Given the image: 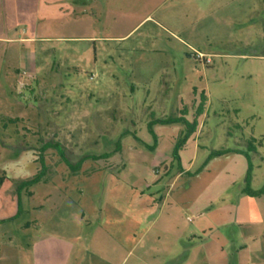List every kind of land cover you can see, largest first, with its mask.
Instances as JSON below:
<instances>
[{
  "label": "rangeland",
  "instance_id": "1",
  "mask_svg": "<svg viewBox=\"0 0 264 264\" xmlns=\"http://www.w3.org/2000/svg\"><path fill=\"white\" fill-rule=\"evenodd\" d=\"M75 9L74 16L64 9L62 17L46 11L35 26L36 36L49 38L36 44V71H24L21 65L19 74L0 73V104L14 102L28 113L27 119L17 120L0 115V216L17 210L19 224L34 223L40 207H51L47 195L67 191L76 200L84 193V203L98 207L105 185L90 198L94 184L83 174L64 181L74 172L62 155L76 163L111 152L118 142L123 152L110 162H126L130 169L134 155L140 162L162 160L160 167L145 170L165 191L173 178L166 176V166L174 173L179 168L173 149L185 126L155 125L154 150L138 143L134 134L152 145L148 123L179 116L182 102L189 103L192 121L194 90L198 99L205 92L208 102L198 117L197 136L188 139L184 163L194 158V140L203 150L175 189L197 184L212 151H248L249 143L256 148L250 153L254 184H264V0H88ZM30 19L27 15L23 27L32 32ZM6 60L7 65L16 62L14 57ZM239 157L246 163L245 156ZM41 158L49 182L35 184L19 197L17 179L39 171ZM92 166L99 163H84V169ZM113 170L122 172L117 166Z\"/></svg>",
  "mask_w": 264,
  "mask_h": 264
},
{
  "label": "crops",
  "instance_id": "2",
  "mask_svg": "<svg viewBox=\"0 0 264 264\" xmlns=\"http://www.w3.org/2000/svg\"><path fill=\"white\" fill-rule=\"evenodd\" d=\"M66 1L64 5L57 0H0V73L19 74L21 65L24 71L37 70L36 44L49 40L39 38L35 32L43 14L47 11L51 16L62 17L66 9L74 16L75 7L88 2ZM27 15L35 23L32 32L24 28L28 25ZM7 57H14L15 64L7 65ZM22 81L18 83L29 86ZM193 94L191 104L195 112L199 99L195 90ZM188 104L182 102L177 112L180 116L186 111L185 118L190 120ZM0 115L8 120L28 117L27 108L14 102L0 104ZM197 134L198 129L193 135ZM194 141V158L188 165L183 161V153L189 140L181 152L182 168L174 173L166 166V176L173 174V178L165 191L158 189L160 181L156 184L149 179L145 170L160 167L162 160L140 162L134 155L130 169L126 162L115 165L122 168L116 174L115 163L110 159L122 154V145L109 159L94 161L99 163L98 168L84 169V163L89 161L86 160L79 171L62 179L83 174L94 184L90 198L104 184L99 206L86 205L81 197L84 193L76 200L67 191L47 195L51 207H40L34 223L19 224L21 211L17 210L1 215L0 264H264V195L253 197L243 193L247 173V160L243 163L239 157L243 155L229 152L219 162L212 158L195 178L196 185L187 189L183 184L182 189H175L194 168V160L203 150ZM19 151L27 150L23 146ZM134 151L141 152L135 146ZM206 172L208 177L202 178ZM48 182L49 179L44 183ZM152 185L156 190H151ZM263 185L257 188L252 177L253 190ZM15 194L21 196L16 188ZM18 206L20 210L19 202Z\"/></svg>",
  "mask_w": 264,
  "mask_h": 264
},
{
  "label": "trees",
  "instance_id": "3",
  "mask_svg": "<svg viewBox=\"0 0 264 264\" xmlns=\"http://www.w3.org/2000/svg\"><path fill=\"white\" fill-rule=\"evenodd\" d=\"M208 102V97L205 92H202L200 94L199 103L197 104L195 108L194 118L192 121H189L185 118L187 115L186 111H182L180 116L170 117L166 119H158V120H152L148 123V129L150 134L153 137V144L149 145L145 143L142 139H140L138 136L134 134V138L137 142H139L141 145H143L145 148L149 150H154L157 146V137L155 133L153 132V127L155 125L161 124V125H169V124H183L185 126V130L182 132V136L177 140L175 143L174 149H173V158L179 163V168L181 169V157L180 152L187 143L188 139L196 132L198 127V117L203 115L204 110L206 108ZM56 149L58 148V144L54 145ZM45 150L42 149V151ZM121 150V143L118 142L115 146V149L111 152L102 154V155H87L85 157H82L80 160H78L76 163H72L68 160V158L65 155H62V160L67 164L69 169L73 172H77L81 169L82 164L86 160H93V161H99V160H106L109 159L111 156H113L115 153H118ZM256 148L254 147L253 143H249L248 151L240 150V149H221L212 151L210 153L209 159L220 156L229 152H234L237 154H241L245 156L247 160V173L245 177V186L243 188V193L253 196V197H259L264 195V185L259 190H253L251 187L252 177H253V164L251 160V152H255ZM40 170L31 178H28L26 180H22L17 182V192L20 194L23 190L28 189L29 187H32L35 184L46 182L47 181V165L45 164L43 158L40 160Z\"/></svg>",
  "mask_w": 264,
  "mask_h": 264
},
{
  "label": "built area",
  "instance_id": "4",
  "mask_svg": "<svg viewBox=\"0 0 264 264\" xmlns=\"http://www.w3.org/2000/svg\"><path fill=\"white\" fill-rule=\"evenodd\" d=\"M206 62H207V63H208V62H211V60H210V59H208Z\"/></svg>",
  "mask_w": 264,
  "mask_h": 264
}]
</instances>
